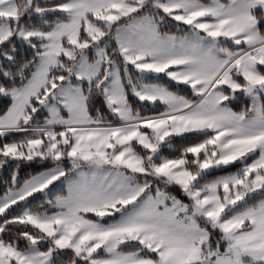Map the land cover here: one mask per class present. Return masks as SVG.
<instances>
[{
  "label": "snow or ice",
  "instance_id": "snow-or-ice-1",
  "mask_svg": "<svg viewBox=\"0 0 264 264\" xmlns=\"http://www.w3.org/2000/svg\"><path fill=\"white\" fill-rule=\"evenodd\" d=\"M0 95V264H264V0H0Z\"/></svg>",
  "mask_w": 264,
  "mask_h": 264
},
{
  "label": "trees",
  "instance_id": "trees-1",
  "mask_svg": "<svg viewBox=\"0 0 264 264\" xmlns=\"http://www.w3.org/2000/svg\"><path fill=\"white\" fill-rule=\"evenodd\" d=\"M239 101L241 102V104L237 105L238 107H241L242 103H247L246 98H244L243 96L239 97ZM9 103H10V99L0 97V114H2V112L6 109V107ZM96 105L99 106L103 112H106L107 109H106V106L104 105V103L102 102L101 97L96 99L95 107L93 108V113L95 112ZM179 144L181 145L182 142H180ZM164 154L170 155V154H174V153L165 147ZM13 167H14V165L11 162L5 163L4 165H0V195H2L4 190H5V185H4L3 181L10 178L11 169ZM39 170H41V169L39 167H36L34 164L24 163V164L20 165V168L18 171H19V175H20L21 180H23L24 178H26V175L28 173H33V172L39 171ZM172 191H175V189H172ZM65 256H67V255H65ZM66 258L68 259V257H66ZM67 259H65V260H67Z\"/></svg>",
  "mask_w": 264,
  "mask_h": 264
},
{
  "label": "rangeland",
  "instance_id": "rangeland-1",
  "mask_svg": "<svg viewBox=\"0 0 264 264\" xmlns=\"http://www.w3.org/2000/svg\"><path fill=\"white\" fill-rule=\"evenodd\" d=\"M134 71V70H133ZM0 97H2V98H5V97H3L2 95H0ZM102 98V97H101ZM102 102H103V99H102ZM248 102V101H247ZM239 104H241V102L239 101V97L235 100V101H233V103H232V106L233 107H235V108H239L237 105H239ZM245 103H242V106L244 105ZM136 106H141V104H137ZM144 107H147V105H143ZM96 108H99L100 109V107L99 106H97L96 105ZM95 108V109H96ZM107 109V108H106ZM100 111L102 112V113H104V114H106L107 115V113H108V110H106V112H103L101 109H100ZM95 113V112H94ZM109 118H111V117H109ZM181 141H179V140H177V141H174V144H175V146H176V148H179L181 145L179 144ZM232 170H234V169H232ZM209 178H211V177H209ZM67 256H63L62 257V259H67L66 258Z\"/></svg>",
  "mask_w": 264,
  "mask_h": 264
}]
</instances>
